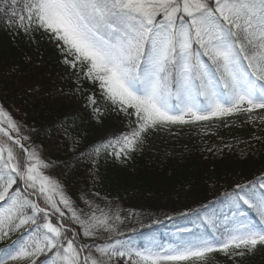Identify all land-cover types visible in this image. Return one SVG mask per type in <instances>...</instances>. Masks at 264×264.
I'll return each instance as SVG.
<instances>
[{
    "label": "snow or ice",
    "instance_id": "6c2138e0",
    "mask_svg": "<svg viewBox=\"0 0 264 264\" xmlns=\"http://www.w3.org/2000/svg\"><path fill=\"white\" fill-rule=\"evenodd\" d=\"M19 5L0 0V25L14 35L48 34L64 62L98 86L100 99L134 121L118 149L103 144L106 156L127 159L151 129L264 109V0H29L18 12ZM91 102L99 116L95 94ZM56 123L25 135V125L0 105V239L26 237L15 254L3 250L0 264H186L217 250L243 256L264 247V175L224 192L219 213L197 217V227L211 232L188 229L174 244L152 238L144 248L117 236L98 240L102 231L122 235L119 216L78 212L70 188L81 164L93 174L101 144L81 147L85 137L74 120ZM41 131L58 133L64 149L37 145ZM53 147L70 155L53 156ZM86 238L91 242H81Z\"/></svg>",
    "mask_w": 264,
    "mask_h": 264
},
{
    "label": "trees",
    "instance_id": "16d2710c",
    "mask_svg": "<svg viewBox=\"0 0 264 264\" xmlns=\"http://www.w3.org/2000/svg\"><path fill=\"white\" fill-rule=\"evenodd\" d=\"M28 2L29 0H20L17 11ZM82 78L79 68L73 69L64 62V53L56 47L48 34L35 31L29 35H14L0 25V105L12 114L14 119L25 125L24 134L41 128H58L56 122L67 118L75 121L85 137L81 147L93 141L101 144L98 166L93 170L95 179L98 177L100 188L94 190V179L89 175L87 165L81 164L78 173L72 178V199L78 201L82 186H89L93 188L95 197L103 193L108 199L125 204L130 203L134 196L148 201L134 202L151 208L147 209L149 212L144 210V218L120 231L122 235L102 231L98 240L106 239L110 235L117 236L125 241L130 240L138 248H144L152 238L158 243L161 240H173L176 243L179 239L189 237L191 232H211L210 228L197 227L200 224L197 217L203 216L205 211L211 213L213 209L219 213L221 209L217 198L222 200V194L231 191L235 181H253L258 171H264V157L252 159L251 162L236 158H228L227 161L217 158V161L216 157L211 155L205 159L201 153H193L182 159L171 158L165 162H149L146 156H136L133 169L121 167L114 156L104 154L102 147L103 144L119 147L116 144V141L120 140L117 135H103V130L111 123L109 116L112 106L100 99L98 86L88 84L86 79ZM78 89H88L87 93L95 94L97 107L100 109L99 121L95 119L94 110L89 109L82 101ZM69 112H73L72 117H67ZM33 138L37 145L48 147L55 144L56 147L64 149V143L59 139L58 133L50 136L49 133L41 131L39 137ZM113 147H109L107 151L112 152ZM52 155L66 158L70 153L66 150L57 152L53 147ZM247 163L250 164L248 169ZM235 178L237 180H234ZM221 183L227 185L222 189L219 185ZM155 196H159V203L154 202ZM71 225L79 227L74 225V222H71ZM188 229L191 232L186 231ZM12 237L15 238V243L1 249L0 257L4 256V249L10 251L9 249L17 244L22 235L12 233ZM81 242L90 243L91 240L86 238ZM215 260L206 264H236L224 256H218ZM243 262L264 264V247L257 246Z\"/></svg>",
    "mask_w": 264,
    "mask_h": 264
},
{
    "label": "rangeland",
    "instance_id": "374dc122",
    "mask_svg": "<svg viewBox=\"0 0 264 264\" xmlns=\"http://www.w3.org/2000/svg\"><path fill=\"white\" fill-rule=\"evenodd\" d=\"M82 79L85 78L83 77ZM86 81L88 84L93 85L92 81ZM78 86H80V84ZM78 91V93H81V99L84 104L87 105L89 109H93L91 102L93 95L87 93L88 89H78ZM97 106L98 103L96 104V107ZM109 118L111 119V123L107 129L103 130L104 136L115 134L118 136L117 138L121 139L120 136L128 135L133 130L134 121L125 118L123 113L117 112L113 110V108ZM95 119L99 121V116L96 114ZM125 130L128 133H126ZM117 146L120 147L119 144H117ZM119 147L116 148L118 149ZM193 153H201L205 156V159H207L208 155H211L216 157L215 160L217 161V158H219V160L225 159L226 161L228 158H236L251 162L252 159L264 157V109L257 108L253 109L251 112L243 110L233 112L226 116L213 117L206 121H196L188 124H169L151 129L147 134H141V139L137 142L135 150L128 155L127 159L123 157L115 158L121 167L133 169L134 158H136V156H146L145 158L147 160L149 159V162L157 160L165 162L167 159L171 158H186ZM247 164L246 167L248 169L250 168V164ZM261 175H264V171H258L254 175L253 182H256ZM91 176L94 179V190L97 191V188H100V185H98V177L95 179L96 176L94 174ZM234 180H237V178ZM240 180L241 179H238L237 182L235 181V184L241 183ZM219 185L223 189L227 184L221 183ZM94 190L89 186L87 188L86 186H82L80 199L76 201L77 211L80 212L82 210L85 214L95 212L96 216L100 219H103L105 215L110 220L119 216L120 219L115 221L118 232L125 230L126 227H131V225L135 224L136 220L144 218L146 216L144 210L149 212L150 210L148 211L147 209H151L149 207L146 208L141 203L134 204V202H148L137 196H134L130 200V203L125 204L121 203L122 201L118 202L108 199L103 193L95 197L93 196ZM159 196H155L154 202L159 203L161 201L158 198ZM0 211H2V209H0ZM70 218L71 214L66 211L65 220H70ZM67 226L70 228L73 227L71 223ZM12 233L19 236L22 235L21 232ZM12 233H10L7 238L0 239V250L5 246L11 245L15 241V238L12 237ZM112 234L117 233L113 232ZM21 239H26V237L22 235ZM20 241L9 249L13 254H15L14 250L17 249V245ZM159 244L168 246L174 244V241L161 240ZM252 252L253 251L246 252L243 256H236L232 249H229L228 252L217 250L206 254V256L200 260H193L191 262H186V264H206L212 260L216 261L215 259L218 256H224L228 261H234L236 264H245L243 262L244 258ZM0 260H7V257H0ZM8 264H27V258H19L16 261L8 260ZM38 264H47V262L41 260L38 261Z\"/></svg>",
    "mask_w": 264,
    "mask_h": 264
}]
</instances>
